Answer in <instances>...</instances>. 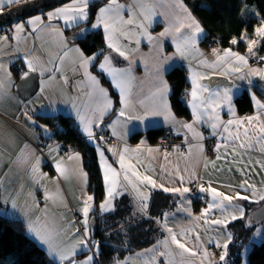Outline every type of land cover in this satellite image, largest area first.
<instances>
[{"label":"crops","instance_id":"obj_1","mask_svg":"<svg viewBox=\"0 0 264 264\" xmlns=\"http://www.w3.org/2000/svg\"><path fill=\"white\" fill-rule=\"evenodd\" d=\"M98 1L104 0H89L87 20H69L66 23L64 17L48 19L49 12L72 6L71 0L14 23L11 37L0 36V65H3V70H0V214L19 219L26 225L39 220L53 231L55 242L60 248L70 249L76 245V255L72 259L77 264H82L88 256L93 257L92 264H97L99 241L92 237L89 221L92 216L96 215L97 218L115 211L117 201L125 199L132 203L137 222H141L143 218L153 219L155 223H159L165 236L150 248L125 256L118 264H145L153 256L149 249H155L157 253L153 264H169L170 259H174L175 264H181V261L183 264H231L230 245L234 237L229 226L232 223L241 221L253 227L252 244L264 239V222L257 223L252 218L253 212L264 204V200L260 199L264 195V138L260 132V128L264 126V108L256 103L259 101L264 105V98L255 89L259 85L264 90V66L251 67L248 63L244 65L236 61L234 57H224L225 51L231 50L232 53L245 57L247 61L256 59L249 50L242 52L221 46L218 49L213 48L203 24L182 0H118L124 5L121 13L123 20L132 21L122 26L124 34L116 33L121 50L128 56L125 59L119 52L108 47L103 24L98 28L92 27L96 23L99 9L107 6L109 2L105 0L94 12L92 6ZM179 4L188 9L204 30V34L197 38L195 51L188 52L186 58L179 56L173 40V37L192 31L188 27L182 28L179 33L175 31L179 24L188 23ZM16 5L18 4L8 5L5 0L2 11ZM142 11L149 15V20H145ZM36 16L41 17V23L35 26L27 23ZM149 21L147 35L152 37L151 40L141 34L137 27L141 23L148 24ZM17 23L25 25L22 32L15 31L14 25ZM170 26L171 31L161 36ZM98 30L103 32L107 52L94 69L97 55L86 54L77 41L91 31ZM75 49H79V52ZM80 53H83L84 58L95 59L86 68L82 67ZM105 56L110 58L112 67L131 69L133 79L127 104L121 103L120 90L113 85L112 77L100 69ZM220 57L223 59H219ZM27 62H31L36 69L32 73L38 75L39 85L36 94L23 101L14 89L22 75L28 72ZM16 64L17 71L13 69ZM174 67H181L186 73L188 86L185 89L189 93V99L185 107L190 112L188 117L179 115L172 102L173 87L168 79V72ZM86 72L97 78L99 87L107 91L111 101V106L103 110L102 116L103 105L98 108L96 94ZM213 76L228 82L215 86L204 83ZM241 76L245 79H240ZM194 79L198 85L197 101L203 102L201 111L208 106L213 93H221L220 96L212 97L213 101L218 102L215 111L220 118L216 135L212 134L210 125L213 121H209L207 115L201 122H195L191 95ZM164 83L168 86L167 103L175 122L171 119L166 121L163 115L145 116L146 106L153 103L154 94ZM225 88L231 89L234 116L228 110V101L222 96ZM244 92H248L254 106V111L247 114L239 113L236 105V99ZM78 111L86 122L91 121L94 136L92 140H89L84 131V124L77 116ZM207 112L212 113V108L207 107ZM53 114L71 118L79 133L96 145L105 184V197L102 200H96L89 192L90 178L82 152L70 150L65 155L57 139H52L53 133L63 131L64 127L57 125L54 128L40 117ZM252 117L258 119L248 123ZM229 120L241 123L234 122L229 125ZM184 124H192L193 129L203 139L194 137L193 132L183 127ZM44 126L48 129L45 130ZM225 127L229 131H224ZM38 128L50 139L48 143L38 145L41 140L36 132ZM157 128L177 133L182 139V145L179 148L163 149L158 144L159 140L150 142L147 134ZM105 131H109V139L104 137ZM135 134L141 135V138L133 141ZM237 134L239 139H236ZM112 140L116 144L110 145ZM207 140L213 142L214 156H209L206 152ZM100 152L104 154L103 161ZM121 156L124 157L123 169L120 165ZM107 165L118 173L112 196L108 195V187L112 186L113 181L111 172H108V181L105 180ZM129 165L141 178L147 176L155 181V185L142 183L132 176L131 171L126 173ZM125 174L132 183L124 179ZM181 177L184 178L183 181ZM196 181L198 191L195 195L192 188ZM201 187L215 188L218 192L233 197L236 194L246 195L249 199L234 198L230 204L224 201L223 209L212 208L208 216L202 218V213L208 210L213 199L209 191L201 192ZM176 188H188L189 191L181 194L174 191ZM157 191L178 195L179 200L174 210L153 217L150 208L153 195ZM88 197L92 199L89 201ZM85 202L89 206L87 226L82 211L86 206ZM102 205H105L103 209ZM237 208L243 209V216L233 220L229 213ZM223 216H228L227 227L211 222L222 219ZM167 229H171L180 242L195 255L189 252L181 255L182 250L171 243ZM81 239L87 241V248L77 244ZM165 240L169 241L168 249L164 248ZM225 243H228L227 255L224 260H220L225 252ZM250 249L248 246L244 250L241 264H247ZM168 250L172 252V257L167 255ZM160 252L165 255H159ZM205 252L208 253L206 258ZM51 259L59 263L58 259Z\"/></svg>","mask_w":264,"mask_h":264},{"label":"trees","instance_id":"obj_2","mask_svg":"<svg viewBox=\"0 0 264 264\" xmlns=\"http://www.w3.org/2000/svg\"><path fill=\"white\" fill-rule=\"evenodd\" d=\"M104 1L96 2L92 6L93 11ZM182 1L201 21L210 42L215 41L221 47L247 52L249 43L255 41L252 44V52L256 59L264 61V36L256 32V29L264 22V0ZM233 39L237 41L236 44L232 43ZM77 42L86 54L97 55V62L94 65L96 69L107 52L103 32L91 31L87 36L79 38ZM19 67L20 65L18 69ZM13 69L17 71V64ZM168 79L173 87L172 102L177 113L188 117L190 112L181 103L182 91L188 86L184 69L181 67L172 69L168 73ZM255 89L264 98V90L260 89L259 85ZM236 105L241 114L254 111L248 92H244L236 99ZM46 119L53 127L58 124L64 126L63 131H55L56 133L52 135V139L55 137L58 143L60 142L61 150L62 147H66L69 150L82 152L84 165L90 178L89 192L96 200H102L105 197V184L98 163L96 145L79 133L77 125L70 120L71 118L59 115L46 117ZM164 135L165 131L160 128L152 129L147 134L152 143L158 142ZM139 138L141 135L135 134L132 140L136 141ZM178 200V195L157 191L152 198L151 215L155 217L163 212L174 210ZM129 202L125 199L118 200L115 211L97 217L98 231L93 237L99 241L97 264H118L125 256L144 251L164 238L165 233L161 226L153 219L143 218L141 222L135 220L137 219L136 211ZM229 228L234 237L230 245L231 264L242 263L243 251L248 246L251 249L247 254V264H264V239L252 244L253 227L239 221L232 223ZM0 264L59 263L54 262L46 250L30 237L26 223L0 214Z\"/></svg>","mask_w":264,"mask_h":264},{"label":"snow or ice","instance_id":"obj_3","mask_svg":"<svg viewBox=\"0 0 264 264\" xmlns=\"http://www.w3.org/2000/svg\"><path fill=\"white\" fill-rule=\"evenodd\" d=\"M24 0H7L8 5H14V4H20L23 3ZM5 0H0V11H2L3 6H4ZM89 6V0H73V5L69 7H64V8H58L56 9L55 12H49L48 13V19L51 20L54 17L55 18H60L64 17L65 22L68 23L69 20L72 22H75L76 20H87L88 19V12L86 9ZM179 7L181 11L185 13V19L188 21L187 25L181 23L179 24L178 27H176L175 31L177 33L180 32V30L184 27H188L192 31L189 34H182L179 37H173L174 43H176V51L179 54L180 57L186 58L187 53L191 51H195V44L197 41V38L200 37L201 35L204 34L203 28L197 23V21L192 17V14L188 11L186 7H184L183 4H179ZM124 9V5L120 4L118 0H109L107 3V6L101 7L99 9V14L96 18V23L92 25L93 28H98L103 24L104 26V31H105V38L108 42V47L113 49L114 51L119 52V55L123 56L125 59H128V56L125 54L124 50H121L119 46V42L116 38V33L121 32V34H124L122 32V26L124 24H130L132 23L131 20L129 21H124L123 17L121 15L122 11ZM142 15H144L145 20H149V15L147 13H144L142 11ZM28 24L30 25H37L41 23V17L36 16L34 18H31L27 21ZM150 26V21L148 24L141 23L137 25V27L141 30V34H143L147 39L151 40L152 37L147 35V28ZM15 31L16 32H22L24 30L25 25L22 23H17L14 25ZM171 31V26L169 29H166L164 33H161V36H165L168 34V32ZM256 32L260 36H264V22H262V26L256 29ZM125 38H128L125 36ZM243 39V37H242ZM179 41V42H177ZM137 44L139 43V40L136 41ZM233 44H236L237 41L235 39L232 40ZM255 41H251L249 43V52H252V44H254ZM75 51L79 52V49H75ZM215 51V50H214ZM81 58H82V67H87L88 64L92 62V60L95 59V57L92 58H84L83 53H80ZM224 57H234L236 61L247 65L248 61L245 57L240 56L236 53H232L231 50H227L224 53ZM219 59H223V57H220ZM205 63H207L205 61ZM28 64V72L24 73V77L28 76V73L35 71L36 69L34 68L33 64L31 62H27ZM100 69L101 71L107 73L110 77H112V83L113 85L120 90L121 93V103L127 104V95L130 94L131 92V81L133 77L131 76V69H118L114 68L111 66V60L108 56L104 57V62L100 64ZM0 70H3V65H0ZM238 71V69H237ZM255 72L256 70H252ZM43 74V73H41ZM86 75L88 76L89 80L91 81V84L93 86V92L96 94V103L98 108L100 105H103V108L101 109V116L103 115V110L107 109L108 107L111 106V101L108 99V93L105 89L99 87V81L95 76H91V74L86 72ZM240 79H245L244 76L239 77ZM262 79H264V76H262ZM252 82L249 80V84ZM198 85L196 84V80H193V91H192V97H193V103H192V108H193V116L195 117V122L199 123L203 119L205 115H207L209 121H213L211 123V128L213 129V135H216V129L219 126L220 123V118L219 114L216 113L215 111V106L218 104V102H215L212 100V97L215 96H220L221 93H213L212 97L209 98L210 103L208 104L207 107L212 108V113L207 112V107L204 108L203 111H201V104L203 103L197 101V92L196 88ZM167 92H168V86L166 83L163 84V86L158 90L156 94H154L153 98V103L150 106H146V112L145 116L148 115H163L166 121H169V119L172 120V122H175V118L171 116V110L168 106L167 103ZM222 96L225 100L228 101L229 103V112L234 116L235 111L231 107V89L225 88L223 90ZM253 99L255 100V97L253 96ZM257 105L261 108H264V105H261L259 101H256ZM123 109L121 110V115H123ZM77 116L80 119L81 123L84 124V131L86 132L89 140H92L94 138L93 132L91 130V121H85L84 117L80 116L79 111L77 112ZM143 119V118H141ZM258 119V117H252L249 118L248 123H252V120ZM237 123L240 124V121H232L229 120L228 124L231 125L232 123ZM184 128H187L189 131L193 132L194 137L198 139H203V136L196 132L193 129L192 124H184ZM224 131H229L227 127H225ZM260 132L262 134V138H264V126L260 128ZM245 136H247V129L245 130ZM236 139H239V135L237 134ZM243 147V144L240 145ZM264 150V148H262ZM109 151H114L113 149H109ZM125 151H128V149H125ZM151 151V150H150ZM101 159L103 161V152H100ZM219 158V157H217ZM37 165L39 164V161L37 160ZM120 165L121 168L123 169L125 167L124 165V157H120ZM57 168L59 170V165H57ZM34 171L36 170L35 168L33 169ZM127 171L132 172V176L136 177L137 180H140L142 183L146 182L148 184L155 185V181L151 180L149 177L144 176L141 178L138 173H136L134 170H132V167L129 165L128 168L126 169ZM108 172L112 173L113 176V181H112V186L108 187V195L112 196L113 194V186L116 183L115 177L118 175V173L115 172L114 169L111 168L110 165H107V171L105 173V180L108 181ZM193 175H195L193 173ZM125 180H128L129 183H132V181L129 179L128 175L125 174L124 177ZM183 177H181V180L183 181ZM133 187L135 188V184H133ZM165 191H168L167 188H165ZM176 192H180L181 194L186 193L189 191L188 188H176L174 189ZM201 192L204 191H209L212 194V199L213 203L209 204L208 210H206L204 213H202V218L208 216V212L212 208H224V201H228L229 204L234 198H239L241 200H248L249 197L246 195H239L236 194V197L230 196V195H225L224 193L218 192L215 188L209 187L208 189H205L203 187L200 188ZM92 197H88V200L90 201ZM146 199V198H145ZM260 199L264 200V195L260 196ZM86 206L83 208V214L85 216L84 223L87 226L88 220V212H89V206L87 202H85ZM13 207H15V203H13ZM102 209L105 207V205L101 206ZM231 216V219L235 220L237 218H242L243 216V209L237 208L233 210V212L229 213ZM227 221H228V216H223L222 219H216L211 221L214 224H219L223 225L224 227H227ZM206 223L208 222L207 220L205 221ZM167 231L170 234V241L172 244L176 245L177 248L182 250L181 255L183 252H189L192 255H195L194 252H192L190 249L185 247L184 243H181L180 240L177 238L176 234L172 233L171 229H167ZM27 232L28 234L34 239L40 246H42L47 254L50 257H53L54 259L59 260V264H77V262L72 259L76 255V245H73L70 249H64L60 248L56 242H55V234L53 233L52 230H50L46 224H41L39 220L35 222H29L27 225ZM85 236L87 235V232L84 234ZM199 239V237H197ZM228 242H231V235L229 234L228 236ZM77 244L82 245L83 247L87 248V241L81 239L77 241ZM163 245L165 249H168L169 246V241L165 240L163 241ZM220 247V245H217ZM223 248L225 249V252L223 255L220 256V260H224L226 255H227V248H228V243H225L223 245ZM149 252L153 253L152 259L149 261H145V264H153L155 255L157 254L155 252V249H149ZM159 255H165L164 252H160ZM167 255L169 257H172V252L168 250ZM208 256V253L205 252V258ZM93 257L88 256L85 261L82 262V264H92ZM169 264H175L174 259L169 260ZM181 264H183V261H181Z\"/></svg>","mask_w":264,"mask_h":264},{"label":"water","instance_id":"obj_4","mask_svg":"<svg viewBox=\"0 0 264 264\" xmlns=\"http://www.w3.org/2000/svg\"><path fill=\"white\" fill-rule=\"evenodd\" d=\"M69 1L71 0H32L13 6L0 13V30L5 26H9L10 24L21 21L29 16L44 12ZM227 82L228 81L220 79L217 76H213L204 81V83H207L210 86L223 85L227 84ZM38 85V75L30 72L27 77H24L23 75L20 78V81L16 84L14 90L23 101H27L36 94ZM183 105L186 106V104ZM252 218L256 222L264 220V205L253 212ZM89 228L92 237H95L98 231L97 218L95 216L91 217Z\"/></svg>","mask_w":264,"mask_h":264},{"label":"built area","instance_id":"obj_5","mask_svg":"<svg viewBox=\"0 0 264 264\" xmlns=\"http://www.w3.org/2000/svg\"><path fill=\"white\" fill-rule=\"evenodd\" d=\"M11 31H12V26H5L4 28H2L0 30V36L5 37V38H9V37H11V33H12ZM218 46L219 45L217 42L212 45V47L216 48V49L218 48ZM248 65L251 67L263 66L264 61L261 59H254V60L252 59V60L248 61ZM188 99H189V93L186 91V89H183L182 95H181V103L186 104ZM103 135L107 139L110 138L108 131L103 133ZM108 142H109V140L107 141V143ZM112 144H116V141L115 140L110 141V145H112ZM158 144L163 149H171L173 147L179 148L182 145V139L179 136H176L172 131H168V132H165V135L159 140ZM61 151H62V153L67 154V153H69L70 150H69V148L62 147ZM206 152L209 156L215 155L213 142L211 140L206 141ZM197 191H198V182L196 181L193 184L192 192H193V194L196 195Z\"/></svg>","mask_w":264,"mask_h":264},{"label":"rangeland","instance_id":"obj_6","mask_svg":"<svg viewBox=\"0 0 264 264\" xmlns=\"http://www.w3.org/2000/svg\"><path fill=\"white\" fill-rule=\"evenodd\" d=\"M28 1H32V0H27L26 2H28ZM26 2H23V3H26ZM14 24V23H13ZM13 24H11L12 26H13ZM12 32V31H11ZM210 42V41H209ZM214 43H216L215 41H212V42H210V44H211V46L214 44ZM220 46H218V48H219ZM217 48V49H218ZM216 49V48H215ZM264 66V65H263ZM175 68V67H174ZM173 68V69H174ZM22 69V68H21ZM24 70H22V72H23ZM171 71V70H170ZM169 73V72H168ZM23 76V75H22ZM34 96V95H33ZM32 96V97H33ZM31 97V98H32ZM30 98V99H31ZM187 104H188V102L186 103V106H187ZM60 115V114H59ZM59 115H43V116H40L41 117V119L42 120H44V121H48V119H46V117H57V116H59ZM65 117V116H64ZM58 125H61V124H58ZM63 126V125H62ZM56 127V126H55ZM54 127V128H55ZM64 127V126H63ZM44 129L45 130H47L48 129V127H46V126H44ZM79 130V129H78ZM36 132H37V134L39 135V137H41V140H40V142L38 143V145H40V144H42V143H44V144H46V143H48L49 142V140L50 139H47V137H46V135H43L44 134V132H43V130L41 129V128H38L37 130H36ZM106 132V131H105ZM104 132V133H105ZM109 132V131H108ZM173 132V131H172ZM176 136H178L177 135V133H175V132H173ZM109 136H110V133H109ZM36 146H37V144H36ZM64 154V153H63ZM68 154V153H67ZM67 154H65V155H67ZM264 205V204H263ZM263 205H261V206H263ZM0 207H1V205H0ZM261 222H264V220L263 221H261ZM261 222H259V223H261ZM258 223V222H257ZM244 252V251H243ZM242 259H243V256H242Z\"/></svg>","mask_w":264,"mask_h":264}]
</instances>
